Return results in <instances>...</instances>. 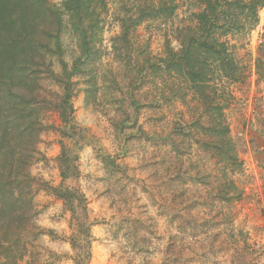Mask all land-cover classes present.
I'll use <instances>...</instances> for the list:
<instances>
[{
	"label": "rangeland",
	"instance_id": "rangeland-1",
	"mask_svg": "<svg viewBox=\"0 0 264 264\" xmlns=\"http://www.w3.org/2000/svg\"><path fill=\"white\" fill-rule=\"evenodd\" d=\"M50 2L56 20L39 30L42 43L13 60L33 71L11 75L31 104L0 100V263L264 264V1L254 26L221 39L239 70L210 89L219 120L167 63L197 26L196 2L180 0L171 19L143 20L127 39L122 22L156 0H105L84 26L65 0ZM85 27L92 56L71 78L65 123L62 62L72 70L83 57ZM219 122L236 160L221 155ZM74 140L82 148L65 185L83 204L55 192ZM11 194L24 199L18 210Z\"/></svg>",
	"mask_w": 264,
	"mask_h": 264
},
{
	"label": "trees",
	"instance_id": "trees-1",
	"mask_svg": "<svg viewBox=\"0 0 264 264\" xmlns=\"http://www.w3.org/2000/svg\"><path fill=\"white\" fill-rule=\"evenodd\" d=\"M180 0H156L154 5L149 6L147 9L139 11L140 15L135 18L133 24L122 22V38L127 39L129 32L134 25L141 23L143 20H154L161 18L163 20L171 19L177 8ZM196 2L200 6V11L196 14L197 26L191 30L185 37L183 48L178 54L167 63L172 71L176 70L185 76V79L191 85L194 94L200 98L203 106H207V113L212 112L214 120L216 116L223 109V105L219 102L210 91L215 81L218 79L228 78L235 81L238 75L239 67L234 59L228 52L226 43L222 42L223 36L229 33H242L246 30L244 22H250L254 26L258 21V11L261 8L264 0H250L244 2L243 0H190ZM100 3L105 5V0H65V8L71 17L77 21H81L83 25L85 17H91V10L95 12V6ZM55 7L51 4L50 0H0V100L1 96H12L19 102L20 106L24 104L30 105V99H27L24 89L19 91H12V74L20 75L25 79V75H31L33 71H26V69L18 70L17 64L13 60L16 58L27 55L32 56V46L40 45L41 37L40 31L46 20L55 17ZM42 16V17H41ZM60 18L57 17V22L60 24ZM84 26V25H83ZM82 35L83 57L74 63L72 70H70L62 62L63 75L66 76L67 82L65 84L64 94V107L67 105V110L62 109L61 116L63 121L67 123V111H72L71 105L73 97V89L71 84L72 76L81 73L82 66L86 59L89 61L91 58L90 48L88 46V32L87 27L78 29ZM60 49V45H57ZM171 64V66H170ZM17 71L11 73L12 71ZM11 77V78H10ZM215 86V85H214ZM213 86V87H214ZM213 89V88H212ZM215 94V92H214ZM211 126L214 130L215 137L220 138L222 141L226 137V149L221 148V155L225 154L228 159L236 160L234 156L230 157L231 148H228V135L229 129L223 122H219ZM224 124V125H223ZM220 136V137H218ZM4 136L0 138V149ZM219 140V139H218ZM73 142V140H71ZM219 143H215V147L219 148ZM73 150H70L67 145H63L62 153L60 155V170L62 177V184L56 189V195L60 199L65 200L67 203L72 202L74 198L84 203V196L79 197L74 189L65 185V182L75 173L73 164V153L77 149L82 148L80 141L74 140ZM7 180L0 178V188H4ZM3 191L0 193L3 196ZM11 202L16 204L18 210V203H23L21 197H16L11 194ZM18 217L23 218V213L18 212ZM0 264H18L16 258L12 259L11 263L1 262Z\"/></svg>",
	"mask_w": 264,
	"mask_h": 264
}]
</instances>
